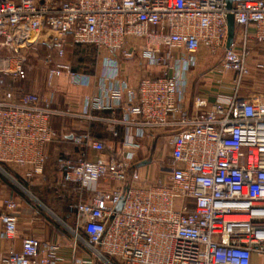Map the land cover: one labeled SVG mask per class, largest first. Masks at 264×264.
<instances>
[{
  "label": "built area",
  "instance_id": "obj_1",
  "mask_svg": "<svg viewBox=\"0 0 264 264\" xmlns=\"http://www.w3.org/2000/svg\"><path fill=\"white\" fill-rule=\"evenodd\" d=\"M229 15L236 30L226 47ZM250 37L264 45V0H0V84L24 79L23 51L43 43L58 58L48 86L65 76L88 87L80 116L104 122L112 136L107 144L71 133L76 156L57 158L63 190L75 196L71 230L90 251L67 264H252L264 256V91L241 94L248 78L264 75V47L254 51ZM74 45L95 47L99 69L63 61ZM219 52L210 71L232 94L211 104L198 96L188 107L191 69ZM147 66L159 75L149 77ZM53 93L0 85V169L27 181L42 172L59 137ZM118 109V118L92 116ZM143 140L154 146L140 158ZM3 203L2 235L11 239L17 202ZM58 249L25 236L0 264H65Z\"/></svg>",
  "mask_w": 264,
  "mask_h": 264
},
{
  "label": "crops",
  "instance_id": "obj_2",
  "mask_svg": "<svg viewBox=\"0 0 264 264\" xmlns=\"http://www.w3.org/2000/svg\"><path fill=\"white\" fill-rule=\"evenodd\" d=\"M235 30L236 26L234 24V31ZM248 32L252 36V26L248 27ZM249 44L254 51L264 47V45H257L252 37H250ZM220 58L221 52L220 54H216L214 56H203V58L200 59L199 64L195 68L191 69L188 76L189 83L185 102L188 107L192 106L194 98L198 96L204 98L207 103L211 104L216 101V94H218V96L220 95V97H218L220 100H225L227 96L232 94L229 87L220 86L214 83L215 79L219 76L212 73L214 70H210L219 64ZM253 62L254 59H250L248 61L249 64H252ZM123 63L124 66L138 64L136 61H124ZM98 69L99 68L96 69L95 65L93 66V70ZM159 71V67L147 66V72L158 73ZM140 76L141 71H137V79ZM230 76L231 73L229 74V77ZM248 80L249 82L246 83V86L241 88L242 95H246L245 90L257 92L264 91L263 74H257L256 76L248 78ZM31 85L34 87L35 84L31 83ZM49 89L54 91L53 102L51 104L53 114L50 117V124L53 129L58 128L60 130V136L56 140L52 141V144H49L46 147L47 160H52L56 163H53L55 171L56 167H58L57 157L60 153H64L65 156L68 157H75L77 154V147L71 140V133L82 134L89 132L98 139L104 140L107 144L113 143L112 136L107 131L106 124L104 122L101 123L96 120L89 121L80 116V100L83 94L89 91L88 87L71 85L65 76H60L54 78L51 85L46 89L44 88L38 90V93L40 96H45ZM92 116L105 118H111L114 116L118 118L120 117V110H116L114 115L108 111H93ZM96 123H101L102 125L104 124L103 126L105 127V131H97L95 129ZM117 128L120 130V126L117 125ZM64 134H66V137L63 138L62 135ZM142 144L143 148L139 152L140 158L147 153V149L149 147L151 148L154 146L153 143L151 144L150 142H147V140H143ZM95 156L96 155L93 152L88 154V158L90 159H94ZM45 166L43 167L45 172L43 177L51 182L50 189L52 190L53 197L56 198L52 202V205L55 206L54 212L49 211L52 215L47 213L46 210L34 206L27 198H23L18 195L17 192L10 186L9 182L0 178V214L6 211L3 203L5 199L12 198L17 202V208L13 211V213L17 216V233L15 236L11 239L5 238L2 235V225L0 223V260L6 256L10 249L19 251L21 248V240L25 236H34L41 242L58 243L59 254L64 258L65 264L69 263L72 258H82L90 255V251L85 244L79 239L75 240L74 234L71 230L74 226V212L69 215L61 204L64 198L70 200V198L74 199L75 196L72 195L69 197L65 190L63 191L59 187L55 186V182L61 178V170L54 174L50 165H48L47 168ZM55 210L58 213L55 212ZM59 214L66 217L67 220H63V218L59 219ZM57 216L58 219H56ZM59 220H62V222ZM82 237H84V235ZM252 264H264L262 257L253 258Z\"/></svg>",
  "mask_w": 264,
  "mask_h": 264
},
{
  "label": "rangeland",
  "instance_id": "obj_3",
  "mask_svg": "<svg viewBox=\"0 0 264 264\" xmlns=\"http://www.w3.org/2000/svg\"><path fill=\"white\" fill-rule=\"evenodd\" d=\"M87 51L89 50L87 49ZM1 54H7L5 48L1 49ZM95 54L94 53L89 54V57H87L86 58L87 60H85L86 62L82 64H75V61L73 60L76 59L75 58L73 59L74 56L70 53L69 50H67V54L65 52V56L62 60L70 63L71 65H75V67L85 66V65L90 66L92 64L95 65L96 63ZM218 54H220V52ZM23 57L25 60L27 77L23 80L13 81L8 76H4L0 85L1 87H11L15 89L20 95L31 94V93L39 94L38 90L44 88L46 89L48 87L46 81L47 69L55 61H58V58L54 55L53 50H51L45 44L40 42L34 43V45L30 49L24 50ZM47 59H49V61ZM88 59L91 62H89ZM158 73L147 72V75L149 77H156L159 75ZM31 83L35 84L34 87H32ZM54 130L60 136V132H59L60 130L58 128L57 129L54 128ZM96 130L99 132L105 131V129L102 126L97 127ZM53 163L56 164L52 160H47L45 167L47 168V166L50 165V168H52L51 170L54 171V174H56V172L60 171V168L56 167V171H55ZM155 169L156 168L152 166L151 170L155 171ZM42 171L43 172H41V175L39 174L40 176L37 175L34 177L33 180L27 181L21 178L16 173L15 168L9 167L7 165H2V169H0V178L6 182H9L10 185L16 188L19 192H21L23 196L27 198L34 206L44 209L47 211V213L52 215L51 212L52 211L54 212V207H55L52 205V202L56 198L53 197L52 190L50 189L51 182H49L48 179H45L43 177V175H45L44 169ZM55 212L57 211L55 210ZM62 218L63 220H66L62 215L59 214V219ZM56 219H58V216ZM59 221L62 222V220ZM262 260L264 262V256L262 257Z\"/></svg>",
  "mask_w": 264,
  "mask_h": 264
},
{
  "label": "trees",
  "instance_id": "obj_4",
  "mask_svg": "<svg viewBox=\"0 0 264 264\" xmlns=\"http://www.w3.org/2000/svg\"><path fill=\"white\" fill-rule=\"evenodd\" d=\"M87 49L89 50V51H87ZM67 50H69L70 51V53L74 56L73 57V59L75 58L76 60H73V61H75V64H82V63H84V62H86L85 60H87L86 58L87 57H89V54H91V53H94L95 54V51H96V49H95V47H93V46H86V45H74V46H72V47H67L66 48V54H67ZM83 52V53H82ZM96 55V54H95ZM95 57V56H94ZM91 59V58H90ZM88 61H89V59H88ZM89 62H91V61H89ZM94 62V61H93ZM93 66H94V64H92V65H90V66H88V65H85V66H79V67H75V65H72V67L73 68H75V69H78V70H85V71H89V72H92L93 71ZM25 70H26V68H25ZM27 77V71H26V76H25V78ZM24 78V79H25ZM23 80V79H22ZM102 123V122H101ZM101 123H96L95 124V129L97 128V127H99V126H102L103 128H105ZM59 156H65V154L64 153H60L59 155H58V157ZM57 157V158H58ZM46 162H47V160H46ZM46 164V163H45ZM45 166V165H44ZM58 166V165H57ZM16 192H17V194L18 195H20V196H22L23 198H25L24 196H23V194L21 193V192H19L16 188H14L12 185H10ZM55 186H57V187H59L60 189H64V187H63V183H62V181H61V178L60 179H58L56 182H55ZM64 191V190H63ZM62 205H63V207L65 208V210H66V212L70 215V213H73L74 212V210H72V209H70L69 208V200L68 199H66V198H64L63 199V201H62V203H61ZM66 220H67V218L66 217H64Z\"/></svg>",
  "mask_w": 264,
  "mask_h": 264
},
{
  "label": "water",
  "instance_id": "obj_5",
  "mask_svg": "<svg viewBox=\"0 0 264 264\" xmlns=\"http://www.w3.org/2000/svg\"><path fill=\"white\" fill-rule=\"evenodd\" d=\"M234 37V20L233 16L229 15L228 16V33H227V40H226V47H228L233 40ZM122 207V202H120L117 205V209H120Z\"/></svg>",
  "mask_w": 264,
  "mask_h": 264
}]
</instances>
